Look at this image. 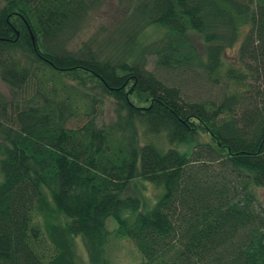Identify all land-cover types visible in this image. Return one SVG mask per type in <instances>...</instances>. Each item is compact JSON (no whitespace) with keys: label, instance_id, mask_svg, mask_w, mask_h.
Listing matches in <instances>:
<instances>
[{"label":"trees","instance_id":"1","mask_svg":"<svg viewBox=\"0 0 264 264\" xmlns=\"http://www.w3.org/2000/svg\"><path fill=\"white\" fill-rule=\"evenodd\" d=\"M101 2L0 0V264H264V0H137L106 56L71 44Z\"/></svg>","mask_w":264,"mask_h":264},{"label":"rangeland","instance_id":"2","mask_svg":"<svg viewBox=\"0 0 264 264\" xmlns=\"http://www.w3.org/2000/svg\"><path fill=\"white\" fill-rule=\"evenodd\" d=\"M136 3L137 0H102L101 6L96 8L94 11L92 10L89 14V18L87 19L85 28L82 30L81 36L71 44L80 45L81 43L87 42L93 48H101L99 50H101L102 56L116 54V49H118L122 45V42L125 41V29L130 27H123L124 20H122V17L125 14H129L132 11L131 7ZM117 29H122V31H119L116 36L115 32H117ZM110 35L112 37H110ZM164 36L165 31L160 27L147 28L144 33L137 38L136 42L138 48L131 53V58L134 59L140 55H145L148 69L153 70L154 55L149 53L144 54L141 48L151 46L155 47V45L161 41ZM109 40L113 41L114 45L107 44ZM236 53L237 51L235 50L230 52L232 57H234ZM12 96V90L6 84H4L0 78V99H7L11 101ZM112 110V106L107 105L106 109L104 110L106 119H111ZM129 138L135 145H142L143 143L140 131L138 132V130L135 128H131L129 130ZM184 148L186 147H180L181 150ZM161 193V189H158L151 184H147L142 180H135L129 184L124 194L140 199L142 209L147 211V209L153 207ZM257 194L261 204L264 207V190L258 189ZM111 225H113V223H111ZM75 248L82 261V264H90L89 250L83 238H76ZM111 251H113V253H115L114 255L117 257L113 258L112 264H136L140 260L138 253L126 240H118L114 242Z\"/></svg>","mask_w":264,"mask_h":264}]
</instances>
